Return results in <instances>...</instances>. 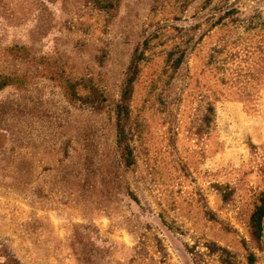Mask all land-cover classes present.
I'll return each mask as SVG.
<instances>
[{
  "label": "rangeland",
  "instance_id": "obj_1",
  "mask_svg": "<svg viewBox=\"0 0 264 264\" xmlns=\"http://www.w3.org/2000/svg\"><path fill=\"white\" fill-rule=\"evenodd\" d=\"M0 75V264H264V0H0Z\"/></svg>",
  "mask_w": 264,
  "mask_h": 264
},
{
  "label": "trees",
  "instance_id": "obj_2",
  "mask_svg": "<svg viewBox=\"0 0 264 264\" xmlns=\"http://www.w3.org/2000/svg\"><path fill=\"white\" fill-rule=\"evenodd\" d=\"M134 80V75H132L129 80H128V84H131ZM12 84H16L20 87L25 86L24 81L21 79H16L15 77H11L9 75H0V90L5 88L8 85H12ZM130 93V89L126 88L124 90V98L126 96H128V94ZM121 108V105H120ZM213 110V107L210 105L209 106V112H211ZM208 122L211 119V115L208 114L207 116ZM120 132H123V127L120 125ZM121 142V139H120ZM128 150V155L132 154L131 149L129 148V146L125 147ZM263 218H264V195H262L261 200H260V204L257 205V207L255 208V210L253 211L252 215H251V225L253 228V235L254 237L259 240L261 239L262 235H263ZM254 260V257L252 255V261ZM228 264H232V263H228Z\"/></svg>",
  "mask_w": 264,
  "mask_h": 264
}]
</instances>
